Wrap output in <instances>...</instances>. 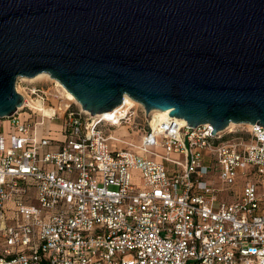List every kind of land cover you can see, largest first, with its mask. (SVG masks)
<instances>
[{
  "label": "built area",
  "instance_id": "2783aa9c",
  "mask_svg": "<svg viewBox=\"0 0 264 264\" xmlns=\"http://www.w3.org/2000/svg\"><path fill=\"white\" fill-rule=\"evenodd\" d=\"M20 81L0 119V264H264V127L168 117L134 144L111 133L132 107L90 116L55 83Z\"/></svg>",
  "mask_w": 264,
  "mask_h": 264
},
{
  "label": "water",
  "instance_id": "95a60500",
  "mask_svg": "<svg viewBox=\"0 0 264 264\" xmlns=\"http://www.w3.org/2000/svg\"><path fill=\"white\" fill-rule=\"evenodd\" d=\"M44 73L90 116L127 96L211 135L264 127V0H0V119Z\"/></svg>",
  "mask_w": 264,
  "mask_h": 264
},
{
  "label": "rangeland",
  "instance_id": "374dc122",
  "mask_svg": "<svg viewBox=\"0 0 264 264\" xmlns=\"http://www.w3.org/2000/svg\"><path fill=\"white\" fill-rule=\"evenodd\" d=\"M27 83L29 84L30 82L20 81V85H19L18 90L22 92L23 84H27ZM32 84L43 86V88L44 87H51L50 81H37V82H33ZM65 102H67V101H65ZM56 104L57 103L55 102L54 105H56ZM70 105L72 107H77V105L76 104L74 105V103H71ZM132 109L133 110H131V111L132 112L135 111V113L137 114L135 116V121H134L133 126L126 124L127 126H123L121 128H118V129L117 128L112 129L111 133L119 139H122V140H125L128 142H132L134 144H139L140 139H141V135H142L145 127L147 126V124L150 120L151 114L149 115V117H147L144 113L141 112V107H132ZM143 115H145L148 118L147 121ZM20 116L23 120L29 119V116L27 113H20ZM4 123L7 125L8 120H4ZM51 129L53 131H56V130H58V126H56L55 124H52ZM9 132H10V129L7 126H5L4 131H3L4 135L7 136L9 134ZM111 145H114V144H111ZM152 150L155 151L156 153H158L159 155H164V152L162 149H152ZM173 158L177 159L176 157H173ZM149 159L155 160V158H153V156H149ZM205 179H206L207 183H209V184L215 183L216 186H220V184H221L217 176H214V178L206 177ZM242 182H243V180H239L240 184ZM233 191H235V189L233 187L228 188V194L225 196L224 199L229 200V201H233L234 200Z\"/></svg>",
  "mask_w": 264,
  "mask_h": 264
},
{
  "label": "bare ground",
  "instance_id": "6f19581e",
  "mask_svg": "<svg viewBox=\"0 0 264 264\" xmlns=\"http://www.w3.org/2000/svg\"><path fill=\"white\" fill-rule=\"evenodd\" d=\"M22 80H24L25 82H30V83H33V82H37V81H51V82H53V83H55L56 84V86L58 87V88H60L61 90H62V92H63V94H64V96L68 99V100H70V101H72L74 104H76L77 106H80L78 103H77V101L75 100V98L58 82V81H56V80H54V79H51L50 77H49V75L48 74H40V75H38V76H36L35 78H32V79H26V78H23ZM123 103L124 104H126V105H128L130 108L131 107H139V106H141L139 103H137V102H135V101H133L132 99H130L129 97H127V96H124V99H123ZM122 105V104H121ZM121 105L119 106V107H117L116 109H114L112 112H114V111H117V110H119V108L121 107ZM36 107L37 108H40V105H39V103H36ZM46 113L47 114H49V112L48 111H46ZM111 113V112H110ZM104 114H106V113H104ZM151 115V117H150V120L149 121H151V123H152V125H154V124H156V123H160V122H163L164 120H166L168 117H170V115H169V113L168 112H166V111H158V110H154V111H152L151 113H150ZM103 115V114H102ZM180 121H181V123L183 124V125H187V122H186V120L185 119H179ZM234 126V124L233 123H231L230 125H229V127L231 128V127H233Z\"/></svg>",
  "mask_w": 264,
  "mask_h": 264
},
{
  "label": "crops",
  "instance_id": "0c3cea01",
  "mask_svg": "<svg viewBox=\"0 0 264 264\" xmlns=\"http://www.w3.org/2000/svg\"><path fill=\"white\" fill-rule=\"evenodd\" d=\"M56 137H57L59 140L61 139V136H59V135H57ZM51 150H52V151H57V150H58V146H52V147H51Z\"/></svg>",
  "mask_w": 264,
  "mask_h": 264
}]
</instances>
